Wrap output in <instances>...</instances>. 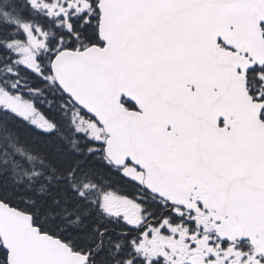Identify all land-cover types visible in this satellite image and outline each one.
<instances>
[{
    "label": "snow or ice",
    "instance_id": "snow-or-ice-1",
    "mask_svg": "<svg viewBox=\"0 0 264 264\" xmlns=\"http://www.w3.org/2000/svg\"><path fill=\"white\" fill-rule=\"evenodd\" d=\"M0 264H264V0H0Z\"/></svg>",
    "mask_w": 264,
    "mask_h": 264
}]
</instances>
